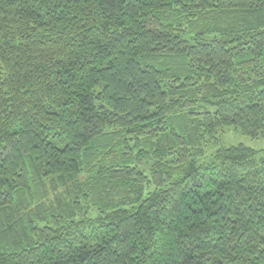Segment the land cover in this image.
I'll list each match as a JSON object with an SVG mask.
<instances>
[{"label": "trees", "instance_id": "trees-1", "mask_svg": "<svg viewBox=\"0 0 264 264\" xmlns=\"http://www.w3.org/2000/svg\"><path fill=\"white\" fill-rule=\"evenodd\" d=\"M264 0H0V264H264Z\"/></svg>", "mask_w": 264, "mask_h": 264}, {"label": "rangeland", "instance_id": "rangeland-1", "mask_svg": "<svg viewBox=\"0 0 264 264\" xmlns=\"http://www.w3.org/2000/svg\"><path fill=\"white\" fill-rule=\"evenodd\" d=\"M220 141L221 144L224 145H237L241 143L255 149H264V135L251 138L243 135L232 126L225 129V131L221 134Z\"/></svg>", "mask_w": 264, "mask_h": 264}]
</instances>
